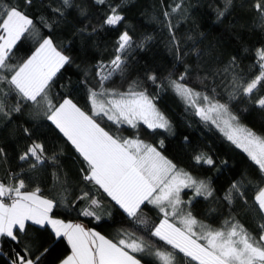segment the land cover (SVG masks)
Masks as SVG:
<instances>
[{"label": "snow or ice", "instance_id": "6c2138e0", "mask_svg": "<svg viewBox=\"0 0 264 264\" xmlns=\"http://www.w3.org/2000/svg\"><path fill=\"white\" fill-rule=\"evenodd\" d=\"M32 2L26 0L29 5ZM60 3L61 7L53 11L61 17L72 8L87 15L85 8L74 0H60ZM93 3L104 5L107 0H93ZM125 3L126 0H121L119 4L109 5L104 25L116 27L123 22L124 16L119 9ZM233 4L234 0H222L217 18H223ZM253 6L259 13L260 26L264 27V2L254 0ZM179 8L177 4L173 11ZM164 15L167 17L169 13ZM41 20L45 27H51L43 18ZM168 27L171 48L175 50L176 60L182 62L187 53L181 51L173 26L169 24ZM22 37L34 40L38 46L26 59L15 61L13 49ZM133 44L129 32L123 31L108 69L105 70L103 62H98L95 73L98 84L87 87L86 111L71 96L53 94L58 74L73 63L72 58L51 36L42 37L33 19L18 6L9 0H0V118L11 119L13 113H21L28 106L34 117L43 116L50 121L84 164L81 176L90 188L76 197L86 202L79 215L96 222L104 219V200L96 195L99 192L145 233L138 235L136 231L121 229L115 238H108L83 223L62 219L54 209L68 207L71 202L63 196L48 198L39 187L26 190L27 181L17 175L8 183L0 181V257L8 256L3 246L9 241L12 244L9 264H44L51 246H45L35 234L34 226H38L39 231L50 232L53 242L66 241L70 254L60 260V264H142L138 253L154 257L158 264H264V223L258 225L257 236L235 217L225 219L219 227L199 219L192 209L198 198H214L211 181L195 178L163 155V140L153 145L139 134L141 127L172 134L171 122L157 106L160 95L171 90L194 109V115L202 122L214 125L247 155L258 167L264 184V135L243 125L231 106L232 101L251 98L258 86L264 87V48L257 49L259 71L254 78L245 81L239 73H234L227 82L221 81L228 97L221 102L215 87L210 92L199 91L186 82L192 72L188 65L179 76L173 77L170 73L164 80L150 73L146 79L156 87L155 94L139 79L131 80L123 91L109 87L108 83L115 76L123 78L126 75L127 58ZM136 47H143V43ZM235 60L233 57L225 68L198 74L196 78L204 83L210 75L228 73ZM88 76L85 72V84ZM10 98L15 102L9 103ZM254 103L264 110V96ZM124 126L133 131L132 136L123 135ZM24 131L28 133L27 128ZM2 155L4 150L0 148ZM30 158L33 170L48 161L59 165V155L48 157L44 145L35 141L19 157L21 161ZM193 160L197 164L215 165L213 157L204 152L196 154ZM56 181L62 191H66L58 176ZM251 183L248 181L249 185ZM242 184L234 182L224 200L231 204L237 196L244 198ZM254 200L264 218V186L258 187ZM149 205L157 212L158 222H152L146 215L145 208ZM153 237L156 239L152 240Z\"/></svg>", "mask_w": 264, "mask_h": 264}, {"label": "trees", "instance_id": "16d2710c", "mask_svg": "<svg viewBox=\"0 0 264 264\" xmlns=\"http://www.w3.org/2000/svg\"><path fill=\"white\" fill-rule=\"evenodd\" d=\"M9 2L33 19L42 37L51 36L64 49L65 54L72 58L73 63L66 65L61 74H58L53 94L71 96L86 111L87 87L98 84L96 66L98 62H103L105 70L108 69L109 62L116 55L117 39L125 30L134 42L133 50L127 58V72L123 78L115 76L108 83L109 87L122 91L131 80L139 79L144 81L150 93L155 94L156 87L146 79L150 73H155L164 80L170 73L173 77L179 76L184 71V66L188 65L192 72L186 82L199 91L210 92L215 87L218 98L225 102L228 97L224 93L222 80L227 82L234 73H239L243 80L248 81L259 71L257 49L264 48V27L260 26L259 13L253 6L254 0H234L233 7L220 19L217 18V9L222 0H126L119 9L124 20L116 27L104 25L103 22L109 12V5L119 4L121 0H107L104 5H97L93 0H74L85 8L87 15L83 16L78 9L72 8L63 17L53 11L54 8L61 7L60 0H33L31 5L26 0ZM177 4L180 8L173 11ZM165 12L169 16L165 17ZM41 18L51 27H45ZM169 24L173 26V32L180 41L181 51L187 53L182 62L176 60L175 50L171 48ZM81 29L86 31L81 32ZM141 43L143 47H136ZM37 46L34 40L22 37L13 49L14 60L26 59ZM233 57L236 58L235 65L228 73L214 77L210 75L204 83L196 78L198 74L204 75L225 68ZM85 72L89 73L87 84L84 83ZM260 96H264V87L258 86L251 98L232 101L231 106L243 125L264 135V110L254 103ZM14 102V98L9 99V103ZM157 106L171 122L172 134L162 129L152 132L141 127L140 137L153 145L163 140V155L195 178L210 180L215 190L214 198H198L192 209L193 213L216 227L225 219L235 217L249 232L258 236V225L264 223L254 200L258 187L264 186L258 167L214 125L206 124L194 115V109L188 107L171 90L160 95ZM25 128L28 129L27 134ZM123 135L132 136L133 131L124 126ZM34 141L44 145L48 157L58 154L59 165L48 161L33 170L30 169L33 162L31 158L21 161L20 155ZM0 148L4 150V155L0 156V181L8 183L18 175L27 181L28 191L39 187L41 193L48 198L65 197L71 202L70 206L54 209L60 218L81 222L108 238H115L121 229L145 235L141 227L131 223L109 198L99 192L96 195L104 200V219L96 222L79 215V210L86 202L76 200V197L81 191L90 188L82 180V159L63 134L43 116L34 117L30 107L26 106L21 113H13L11 119L0 118ZM201 152L211 155L215 165L195 163L193 157ZM57 176L66 191H62L57 183ZM248 181L252 183L249 185ZM234 182H243L242 191L246 195L244 198L235 197L233 203L229 204L224 196ZM188 195H191L190 190ZM187 198L186 196L185 199ZM145 213L152 222L159 221L152 206L146 207ZM33 230L45 246H51L44 264H60V260L70 254L66 241L53 242L50 232H41L38 226H34ZM3 248L8 256L0 257V264H9L11 242L6 241ZM136 255L142 260V264H158L152 256Z\"/></svg>", "mask_w": 264, "mask_h": 264}, {"label": "crops", "instance_id": "0c3cea01", "mask_svg": "<svg viewBox=\"0 0 264 264\" xmlns=\"http://www.w3.org/2000/svg\"><path fill=\"white\" fill-rule=\"evenodd\" d=\"M79 223H81V222H79Z\"/></svg>", "mask_w": 264, "mask_h": 264}]
</instances>
